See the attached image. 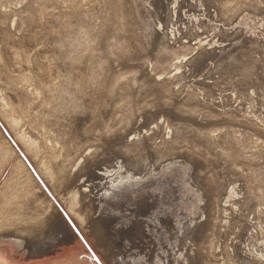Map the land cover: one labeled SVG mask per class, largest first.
<instances>
[{"label": "rangeland", "instance_id": "1", "mask_svg": "<svg viewBox=\"0 0 264 264\" xmlns=\"http://www.w3.org/2000/svg\"><path fill=\"white\" fill-rule=\"evenodd\" d=\"M1 56L0 264H264V0H0Z\"/></svg>", "mask_w": 264, "mask_h": 264}, {"label": "bare ground", "instance_id": "2", "mask_svg": "<svg viewBox=\"0 0 264 264\" xmlns=\"http://www.w3.org/2000/svg\"><path fill=\"white\" fill-rule=\"evenodd\" d=\"M115 1H116V0H115ZM118 1H119V0H118ZM117 4H119V3L117 2ZM18 5H19V4H18ZM115 5H116V3H115ZM20 18H21V17H20ZM18 20H19V19H18ZM18 20H17V21H18ZM21 20H22V19H21ZM117 20H118V19H117ZM24 21H25V19L23 20V22H24ZM18 22H19V21H18ZM19 23H20V22H19ZM27 25H28V24H27ZM27 25H25V26H27ZM121 25H122V24H121ZM28 26H29V25H28ZM122 26H123V25H122ZM20 27H21V25H20ZM29 27H30V26H29ZM26 29H27V27H26ZM23 30H24V29H23ZM123 30H124V29H123ZM3 57H4V56H3ZM23 57H24V56H23ZM0 58H2V56H1ZM1 60H3V59H1ZM15 61H16V60H15ZM16 62H17V61H16ZM7 68H8V66H7ZM0 72H1V70H0ZM0 74H1V73H0ZM12 80L14 81V78H13V77H12ZM1 91H2V90H1ZM34 92H35V90H34ZM34 92H33V93H34ZM17 93H18V92H17ZM36 93H37L38 97L41 95V91L39 92L38 89H37ZM2 97H3V96H2ZM0 98H1V97H0ZM8 104H9V103H8ZM7 110H8V109H7ZM9 110H10V109H9ZM13 110H14V107H13ZM1 111H2V110H1ZM10 113H11V111H10ZM21 113H22V112H21ZM21 113H20V114H21ZM17 115H18V114H17ZM37 115H38V114H37ZM37 115H36V116H37ZM10 116H11V115H10ZM38 116H39V115H38ZM7 117H8V116H7ZM20 117H21V116H20ZM14 118H15V117H14ZM14 118H13V119H14ZM23 118H24V117H23ZM5 120H6V119H5ZM21 120H23V119H21ZM15 121H16V120H15ZM36 121H37V120H36ZM40 123H41V122H40ZM40 123H39V124H40ZM42 124H43V123H42ZM42 124H40V125H41L40 127H42V128H41V130L39 131V135L42 136V139H43V143H42V144H44V149H45L46 151H49L50 154H51V153H53V152L55 151V149H54V147L52 148V147L50 146V145H51V144H50L51 139H50V137H48V136L46 135V133H45V128H46V127H45V126H42ZM43 125H44V124H43ZM36 127H37V126H36ZM37 132H38V131H37ZM59 140H60V139H59ZM57 142H58V141H57ZM69 146H70V145H69ZM1 149H2V148H0V151H2ZM4 149H6V148H4ZM4 149H3V150H4ZM56 150H57V149H56ZM6 151H8V150H6ZM6 151H5V152H6ZM57 151H58V150H57ZM57 151H56V152H57ZM3 152H4V151H3ZM3 152H2V153H3ZM5 152H4V153H5ZM8 152H9V151H8ZM59 152H61V151H59ZM2 153H1V154H2ZM55 154H56V153H55ZM60 155H61V153H60ZM56 156H57V155H56ZM0 157H1V156H0ZM62 158H63V157H62ZM3 159H4V158H3ZM0 160H1V158H0ZM5 160H6V159H5ZM1 161H2V160H1ZM2 163H4V162H2ZM68 163H69V162H68ZM8 164H9V163H8ZM69 164H70V163H69ZM17 165H18V164H17ZM57 166H58V168L60 167V168H59V172H60L61 174H62V173L64 174L66 168L69 167L68 164L64 163V160L59 161V163H58ZM54 170H55V169H54ZM60 173H59V174H60ZM62 176H63V175H62ZM38 185H39V184H38ZM36 186H37V185H36ZM23 189H24V188H23ZM21 190H22V188H21ZM23 191H24L25 193H27L26 190H22V192H23ZM17 194H18L17 196H19L20 193H17ZM21 194H22V193H21ZM21 194H20V195H21ZM24 196H25V195H24ZM8 197H9V196H8ZM31 198H32V197H31ZM5 199H6V198H5ZM20 199H21V198H20ZM28 199H29V198H28ZM6 200H7V199H6ZM8 202H9V201H8ZM11 202H12V201H11ZM11 202H10V204H11ZM3 203L6 204V202H3ZM35 203H36V202H35ZM10 204H9V205H10ZM36 204H37V203H36ZM6 205H8V204H6ZM6 205H5V206H6ZM1 206H2V205H1ZM3 206H4V205H3ZM3 206H2V207H3ZM11 206H12V208H10V209H12L11 214H12L13 217H15V218H19V219H20V218H27V217H28V219L30 218L31 220H32V219H33V220H37V218L39 217V210H37V211H38L37 214L35 213V215L33 214V216H30V213L27 212V211H25L24 214L20 213V212H19V208H18L19 206H18V205H15V204L13 203V204H11ZM36 206H37V205H36ZM9 207H10V206H9ZM4 208H6V207H4ZM4 208H3V209H4ZM7 209H8V208H7ZM4 210H5V209H4ZM26 210H27V209H26ZM8 212H9V210H8ZM28 213H29V214H28ZM3 214H4V213H3ZM8 214H10V213H8ZM20 214H21V215H20ZM3 216H5V215H2V217H3ZM6 216H7V215H6ZM20 216H23V217H20ZM11 218H12V217H11ZM15 218H14V220H15Z\"/></svg>", "mask_w": 264, "mask_h": 264}]
</instances>
